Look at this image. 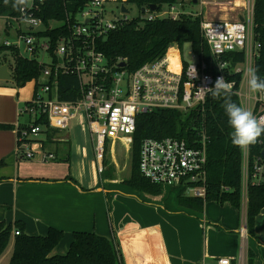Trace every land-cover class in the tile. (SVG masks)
Returning a JSON list of instances; mask_svg holds the SVG:
<instances>
[{"label":"built area","instance_id":"2783aa9c","mask_svg":"<svg viewBox=\"0 0 264 264\" xmlns=\"http://www.w3.org/2000/svg\"><path fill=\"white\" fill-rule=\"evenodd\" d=\"M109 3H116L119 16L106 7ZM213 3L221 9L232 8L235 4L232 0ZM40 4L41 0H30L29 7L18 16L0 15L5 21L0 31V44L8 47L5 54L11 77L16 56L35 59L43 66L42 75L35 81L39 84L37 92L19 109V114H28L30 120L24 125H16L15 154L18 157L30 160L39 155L43 161L56 159L53 153L44 149L39 134L45 128L68 130L70 122L80 117L88 126L91 139H95V156L100 161L107 144L112 150L116 141L129 148L136 116L140 112L174 109L187 113L204 104L210 93L204 87H212L220 76L233 83L232 93L241 106L257 117L264 116V97L249 91L246 76L247 69L255 66L260 49V44L253 38L254 0L244 2L241 20L212 21L202 18L199 13H190L200 17V32L211 54L210 63L191 50L188 59L183 58L178 47L171 45L160 58L143 63L131 73L125 69L126 64L119 66L126 60L118 59L110 64L96 44L109 30H115L129 20L121 11L122 5L126 7L124 0H86L75 13L66 12L63 21H49V29L62 26V33L55 37L40 33L47 29L42 19L35 16ZM143 12L146 15L142 18L146 21L162 17L175 20L181 14H189L180 4L163 7L161 11L145 7ZM170 50L176 55L174 62L169 57ZM236 52L243 53L242 62H233L232 57H226ZM6 61H1L0 65ZM61 73L78 79L75 100L59 99L57 79ZM237 75L238 79H235ZM41 116L46 119V124L34 123ZM206 145L203 131L196 132L191 143L177 137L146 138L139 150L140 174L150 183L177 188L185 196L205 199ZM263 150L264 143L260 155L250 159L249 147L242 149L241 201L244 204L248 185L264 184ZM13 234L18 235L19 230L14 228ZM0 264H3L1 260ZM202 264L233 263L229 257H217Z\"/></svg>","mask_w":264,"mask_h":264},{"label":"trees","instance_id":"16d2710c","mask_svg":"<svg viewBox=\"0 0 264 264\" xmlns=\"http://www.w3.org/2000/svg\"><path fill=\"white\" fill-rule=\"evenodd\" d=\"M85 2L86 0H43L40 10L35 12V16L41 18L43 24L47 26L46 30L40 32L41 35L54 37L60 35L62 26L49 29V21H63L66 12L75 13L85 5ZM183 2V0H124L126 5H134L140 11L142 7L148 8L150 4H155L157 10L161 11L163 7L182 5ZM19 12L12 7V0H9L7 5L4 0H0V15L18 16ZM253 38L260 44L254 67L259 69L258 74L264 78V0H254ZM186 43L195 55L210 63L211 54L201 36L199 16L181 14L175 20L166 17L151 21H146L142 17L129 19L115 30H109L96 44L110 64H114L118 59L126 60L125 69L131 73L143 63L160 58L171 45H176L183 57V45ZM7 49L8 47L0 44L1 61H6L8 58L5 54ZM169 55L174 62L175 53L170 50ZM226 57H232L233 62L243 61L241 52L230 53ZM42 70L43 66L35 59L16 56L13 59L12 81L16 87H22L26 82L36 81L42 75ZM235 79H238V75ZM38 87L39 84L36 82L35 92ZM78 88L79 82L76 76L59 74L57 79L59 99L75 100L78 96ZM231 99L240 105L234 93ZM34 123L45 125L46 119L41 116ZM6 127L11 126L0 124V128ZM198 131H203L207 138L206 197L201 199L179 194L177 197L179 205L196 214H200L207 201H215L219 204L228 202L236 209H240L242 148L231 143L229 133L232 129L223 108V99H214L211 93L206 97L204 104L196 106L187 113L174 109H158L149 113L140 112L136 116L130 145V175L122 184L138 193L159 195L163 187L150 183L140 174L138 162L141 142L146 138L177 137L191 143ZM44 133L46 139L50 140L54 130L45 128ZM263 143L264 135L259 138V142L249 146L250 159L260 155ZM263 208L264 184L248 185L245 218L249 240H256L255 218ZM14 228L19 230L18 235L13 234ZM62 238L63 231L54 227L49 228L45 235L34 236L24 233V225L20 222L0 221V258L7 246L11 245L7 264H124L114 237L107 238L92 231H74L66 253L53 254V249ZM257 260H259L257 252L248 247L247 264H256Z\"/></svg>","mask_w":264,"mask_h":264},{"label":"crops","instance_id":"0c3cea01","mask_svg":"<svg viewBox=\"0 0 264 264\" xmlns=\"http://www.w3.org/2000/svg\"><path fill=\"white\" fill-rule=\"evenodd\" d=\"M183 1L180 5L182 10L188 0ZM193 1L190 0V7L199 5L198 12H194L199 13L202 18L220 21L241 20L243 4L246 0H232L235 4L229 9H221L213 5V2L217 0ZM8 82L13 83L12 77L7 81L0 80V124L11 126L0 128V221L20 222L24 225V233L34 236L45 235L49 228L54 227L63 231L68 241L72 240L71 235L74 231H92L107 238L114 237L124 264H194V262L202 264L203 261H207V258H211L207 254L192 256V254L170 249L171 233L165 228L167 219L183 211L191 214L189 209L177 210L163 203L159 207L162 209L160 220L164 226L153 220L137 222L133 217H128L129 219L126 220L125 215H121L116 221V228L107 227L102 196L103 193H107V189L102 187L94 163L87 165L82 160L76 161L74 153L77 148L75 150L74 147L79 144L75 145L70 141L67 132L69 129L54 130L50 140L46 139L44 132L38 136L43 142L44 149L53 153L56 159L60 152L61 159H64L65 163H58L56 159H51L54 160L52 163L34 167L31 163L25 162L27 159L18 157L15 154L16 125L17 123L24 125L30 120L28 114H19V109L33 97L35 84L32 92L27 93L24 92L23 87H16L13 83L16 87L14 89L7 84ZM83 144V142L80 143L81 150L86 149ZM83 184L85 188L82 187ZM131 194H133L131 197L139 201L143 200L140 195L133 192ZM129 203L133 206L139 205L138 201ZM245 209L246 204H243L240 209L235 208L234 214L238 213L240 225H236L235 219L232 226L234 235L230 237L236 244L237 235H239L242 245L246 247V253L243 247L240 261H237L234 244L235 247L217 254L229 257L233 264H242L245 259L247 260V249L250 247L257 252L259 260L264 264V208L255 218L256 240L248 239ZM193 214L195 217L199 215L195 212ZM9 246L11 248V245ZM57 246L53 249V254H65L68 250L67 248L62 253V248L57 249Z\"/></svg>","mask_w":264,"mask_h":264},{"label":"rangeland","instance_id":"374dc122","mask_svg":"<svg viewBox=\"0 0 264 264\" xmlns=\"http://www.w3.org/2000/svg\"><path fill=\"white\" fill-rule=\"evenodd\" d=\"M115 4L116 3H109L106 5V7L110 8V10L112 8L113 12H115V16H119V12L118 9L115 8ZM189 4L190 0L186 2V6L183 5L184 10L189 12L187 15H191L190 13L196 14V12L199 10V5L190 7ZM126 8L128 11L126 13L128 19H134L146 15V13L141 12L134 5L128 4L126 5ZM4 22L2 19H0V31L4 28ZM182 52L183 57L188 59L190 52L189 44L186 43L183 45ZM7 84L13 86L14 89L16 88L13 83L8 82ZM34 84V80L26 82V84L22 86L24 92L31 93L32 88L34 89ZM79 118L80 117H76L70 122V127L67 131L68 137L75 145H77V143L79 144L78 146L74 145L75 150L77 148V151L74 153V155L76 154V161L79 162V160H82L87 165H89V163L93 165L94 163L99 181L102 187L107 189V193L102 194L105 205V222L107 227L116 228V221L121 215H125L124 217H126V220L129 219L128 217L135 218L137 222L138 220L140 222L153 220L155 223L164 226V223L160 220L162 209H160L159 206L165 203L170 208L180 210L181 206L178 203L177 197L179 194L184 195V193L180 192V190L177 188L163 187L159 195H151L147 193L135 192L125 184H122V182L128 179L130 175L131 144L129 145V148H126L120 142L116 141L113 146V150L112 148H109L107 144L105 147V153L102 156V160L98 161L94 151L95 139H91L87 128L88 126L86 123H84L82 118H80L81 121H79ZM15 120L17 122V113ZM81 142L84 143L83 146L86 148L85 150H81ZM39 157L40 156L37 155L35 158L26 160L25 162L28 164L31 163V165L34 167H39L42 164H46L48 162L52 163V161H54H43L39 159ZM56 161H58V163H65L64 159H61L60 152L58 153V158ZM99 168L101 169L100 171ZM84 185L85 184H83L82 187L85 188ZM132 192L140 195L143 200L140 199L139 201L137 198L131 197V195H133L131 194ZM128 201L132 203L133 201H138L139 205L133 206ZM243 204L244 203L241 201V206H243ZM190 212L191 214H188L183 211L178 213L179 215L171 216V218L167 219V227L165 226V228L169 231V233H171L169 244L170 249L172 248L173 251L185 252L188 253V255L192 254V256H201L202 254H207L210 255L212 259L207 258L206 262H210L217 257L223 256L222 254L217 253H224V250L234 246L235 242L230 237L231 235H234L232 226L235 219L237 220L236 225H240V221L238 219V213L234 214V212H236L235 208L230 203L225 202L223 204H219L215 201H207L205 202L198 216H194V211L191 210ZM70 241H68V238L63 235V238L59 242L57 249L62 248V253L65 252ZM242 244L243 243L241 242L239 235H237V241L235 244L237 261H240L239 259L241 251L244 247ZM243 250L246 253V247H244ZM10 251V246H7L2 257L0 258V260L2 259L3 264L8 263ZM210 252H214V254H209ZM195 263L196 262H194V264ZM242 264H247L246 259L242 262Z\"/></svg>","mask_w":264,"mask_h":264},{"label":"clouds","instance_id":"9594fccd","mask_svg":"<svg viewBox=\"0 0 264 264\" xmlns=\"http://www.w3.org/2000/svg\"><path fill=\"white\" fill-rule=\"evenodd\" d=\"M43 2V0H41ZM5 5L9 0H4ZM30 5V0H12V7L23 12ZM259 69L249 67L246 71L248 88L251 93L264 97V78L258 74ZM214 99H223V108L232 131L229 133L231 143L242 149L259 142L264 135V116L257 117L248 108L238 105L231 99L233 83L225 80L223 76L217 77L212 87H204Z\"/></svg>","mask_w":264,"mask_h":264},{"label":"water","instance_id":"95a60500","mask_svg":"<svg viewBox=\"0 0 264 264\" xmlns=\"http://www.w3.org/2000/svg\"><path fill=\"white\" fill-rule=\"evenodd\" d=\"M196 0H194L193 2H195ZM148 9L151 10V11H156L158 8L155 4H150L148 6ZM121 11L124 12V13H127V8L122 5L121 6ZM145 11V7H142L141 8V12ZM119 66L120 67H124L125 66V63L124 62H121L119 63ZM11 78V73L9 71V61H6L5 63H3L2 65H0V80H10ZM261 156L264 157V150L261 152ZM256 264H262V262L260 260H257L256 261Z\"/></svg>","mask_w":264,"mask_h":264},{"label":"bare ground","instance_id":"6f19581e","mask_svg":"<svg viewBox=\"0 0 264 264\" xmlns=\"http://www.w3.org/2000/svg\"><path fill=\"white\" fill-rule=\"evenodd\" d=\"M169 57H170L171 61H173V59H172V57L170 55H169Z\"/></svg>","mask_w":264,"mask_h":264}]
</instances>
